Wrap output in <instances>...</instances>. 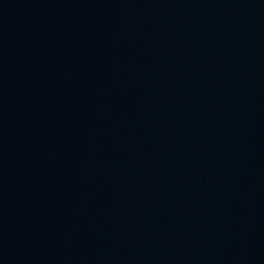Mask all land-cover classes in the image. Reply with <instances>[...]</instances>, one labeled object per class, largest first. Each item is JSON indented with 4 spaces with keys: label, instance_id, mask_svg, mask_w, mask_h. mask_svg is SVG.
Masks as SVG:
<instances>
[{
    "label": "water",
    "instance_id": "obj_1",
    "mask_svg": "<svg viewBox=\"0 0 264 264\" xmlns=\"http://www.w3.org/2000/svg\"><path fill=\"white\" fill-rule=\"evenodd\" d=\"M0 90L264 264V0H0Z\"/></svg>",
    "mask_w": 264,
    "mask_h": 264
}]
</instances>
